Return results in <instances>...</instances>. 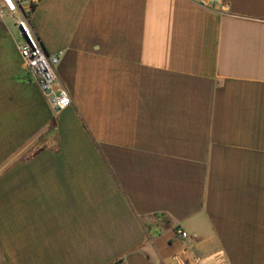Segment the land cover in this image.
<instances>
[{"label":"crops","instance_id":"crops-1","mask_svg":"<svg viewBox=\"0 0 264 264\" xmlns=\"http://www.w3.org/2000/svg\"><path fill=\"white\" fill-rule=\"evenodd\" d=\"M20 14L0 0V264H264V0H41L58 111Z\"/></svg>","mask_w":264,"mask_h":264},{"label":"built area","instance_id":"built-area-1","mask_svg":"<svg viewBox=\"0 0 264 264\" xmlns=\"http://www.w3.org/2000/svg\"><path fill=\"white\" fill-rule=\"evenodd\" d=\"M40 1L16 0L17 8L21 10V14L15 18V23L20 32L17 47L25 68L47 97L52 109L59 108L58 110H61L72 104L70 92L61 82L57 73V65L63 53H48L33 31L28 18L33 6ZM196 2L207 9H218L221 0H196ZM179 233L183 237L188 236L185 231L181 230Z\"/></svg>","mask_w":264,"mask_h":264},{"label":"rangeland","instance_id":"rangeland-1","mask_svg":"<svg viewBox=\"0 0 264 264\" xmlns=\"http://www.w3.org/2000/svg\"><path fill=\"white\" fill-rule=\"evenodd\" d=\"M3 20L5 21L6 23V29H10V30H13L14 32L16 31L17 32V29L14 25V22H13V19H12V16L10 15H5L3 17Z\"/></svg>","mask_w":264,"mask_h":264},{"label":"water","instance_id":"water-1","mask_svg":"<svg viewBox=\"0 0 264 264\" xmlns=\"http://www.w3.org/2000/svg\"><path fill=\"white\" fill-rule=\"evenodd\" d=\"M59 108H56V111L58 110Z\"/></svg>","mask_w":264,"mask_h":264}]
</instances>
